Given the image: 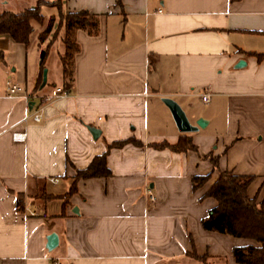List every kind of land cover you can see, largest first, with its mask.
I'll return each instance as SVG.
<instances>
[{
  "label": "crops",
  "instance_id": "0c3cea01",
  "mask_svg": "<svg viewBox=\"0 0 264 264\" xmlns=\"http://www.w3.org/2000/svg\"><path fill=\"white\" fill-rule=\"evenodd\" d=\"M64 7L85 10L93 26L73 27L69 94L46 103L38 122L23 121L26 103L5 96L6 80L34 87L27 45L0 34V264H201L191 253L239 264L233 248L257 243L206 231L200 220L216 203L204 196L217 177L210 157L220 170L254 177L248 196L264 192V0H64ZM63 83L61 68L59 82L38 91ZM162 97L191 124H206L179 132ZM87 126L99 130L96 138ZM181 134L195 150L152 147ZM119 140L127 142L106 153L109 175L78 180L64 199L75 170ZM206 174L192 190V176ZM144 183L152 203L142 197ZM49 233L57 236L50 250Z\"/></svg>",
  "mask_w": 264,
  "mask_h": 264
},
{
  "label": "trees",
  "instance_id": "16d2710c",
  "mask_svg": "<svg viewBox=\"0 0 264 264\" xmlns=\"http://www.w3.org/2000/svg\"><path fill=\"white\" fill-rule=\"evenodd\" d=\"M60 4L57 0L55 4ZM53 16H50L44 29L38 34V40L42 42L43 34H47L52 28ZM32 21L42 23V16L38 14L37 8H27L20 12L3 10L0 12V34H7L14 42L27 44L32 31ZM77 25L81 28H92L89 14L85 10L65 11L59 13L57 28L62 26L63 36L61 41L65 48H72V53L64 52L60 57L62 65L63 88H68L72 83V74L68 66V61L72 59L73 53L77 50V45L72 37V29ZM45 54V52H44ZM2 52L0 50V61L2 62ZM259 58L262 54H256ZM44 58V56H43ZM43 59L39 64H42ZM41 83V73L38 74L32 91H37ZM126 140H119L108 143L106 150L100 155L94 156L88 165L82 169H76L72 176V181L67 191L62 195L64 199L72 194L76 189L78 180H85L94 177H106L109 170L106 166L105 157L110 148H118L126 143ZM139 145L137 141H132ZM155 148H168L176 152L195 150L191 138L187 134H181L177 141L169 145L165 142L152 144ZM213 169H217V177L204 193V196L215 200L213 206L205 217L200 220L201 227L206 231H213L228 234L236 238L250 239L257 243L235 247L232 250L234 260L239 264H264V192L258 200L255 196H248L247 188L254 179L251 175L234 174L227 170H220L217 166V159L210 157ZM210 177V174L195 175L191 178L192 190L202 186ZM194 259L201 264H210L204 256H196L191 253Z\"/></svg>",
  "mask_w": 264,
  "mask_h": 264
},
{
  "label": "rangeland",
  "instance_id": "374dc122",
  "mask_svg": "<svg viewBox=\"0 0 264 264\" xmlns=\"http://www.w3.org/2000/svg\"><path fill=\"white\" fill-rule=\"evenodd\" d=\"M57 0H0V12L3 10L11 12H20L27 8H37L38 14L42 16V23L32 21V31L27 42V61L28 67L32 69L34 66L37 73H41L42 69L46 70L45 88L52 83H58L61 73L60 57L64 52L72 53V48H65L61 38L63 29L57 28V19L59 13L65 12L64 0H59L60 4H55ZM50 16L54 17L52 28L47 34H43V41L38 40V34L44 29L46 22ZM44 51L42 64H39V54ZM69 66V61H68Z\"/></svg>",
  "mask_w": 264,
  "mask_h": 264
},
{
  "label": "built area",
  "instance_id": "2783aa9c",
  "mask_svg": "<svg viewBox=\"0 0 264 264\" xmlns=\"http://www.w3.org/2000/svg\"><path fill=\"white\" fill-rule=\"evenodd\" d=\"M5 86V96L9 98H16L23 100L28 110L23 118V121L26 119H31L35 122H38L41 118V110L42 107L57 98H65L68 96L69 91L66 88L60 86L52 87L48 92L43 93L40 91H28L26 88L19 83L14 81L6 80L4 83ZM200 100L203 103H207L209 100V94L207 92H202L200 94ZM29 102H32L30 106H28ZM11 139L14 141H21L24 139L23 132H12ZM47 180L51 183H56L57 178L49 177ZM142 197L149 203H152L155 200V195L150 186L147 183H144L142 186ZM23 210L28 216L36 217L38 213L31 209H28L24 206ZM44 216V214H41ZM52 264H59L57 261L52 262Z\"/></svg>",
  "mask_w": 264,
  "mask_h": 264
},
{
  "label": "water",
  "instance_id": "95a60500",
  "mask_svg": "<svg viewBox=\"0 0 264 264\" xmlns=\"http://www.w3.org/2000/svg\"><path fill=\"white\" fill-rule=\"evenodd\" d=\"M43 56H44V51H41L39 54V60H38L39 63L43 59ZM45 82H46V70L42 69L41 83H40L39 88L44 86ZM161 101L168 108V110L171 114V117L174 121V124H175V126L179 132H182V133L194 132V131L198 130L199 128H203L204 125L206 124V121L202 118H197L194 121V124H191L188 121L184 111L178 105V103H176L171 98L162 97ZM31 104H32V102H29L28 106H30ZM87 129H88L89 133L91 134L92 138H96L97 135L99 134V130L94 128V127L87 126ZM56 243H57L56 234L49 233L46 235V237H45V248L46 249H48V250L52 249L56 245Z\"/></svg>",
  "mask_w": 264,
  "mask_h": 264
}]
</instances>
